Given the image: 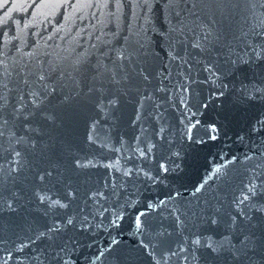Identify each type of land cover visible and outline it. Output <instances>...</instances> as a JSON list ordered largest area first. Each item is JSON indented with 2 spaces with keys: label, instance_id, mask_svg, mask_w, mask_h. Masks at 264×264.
I'll use <instances>...</instances> for the list:
<instances>
[{
  "label": "water",
  "instance_id": "water-1",
  "mask_svg": "<svg viewBox=\"0 0 264 264\" xmlns=\"http://www.w3.org/2000/svg\"><path fill=\"white\" fill-rule=\"evenodd\" d=\"M0 264H264V0H0Z\"/></svg>",
  "mask_w": 264,
  "mask_h": 264
}]
</instances>
